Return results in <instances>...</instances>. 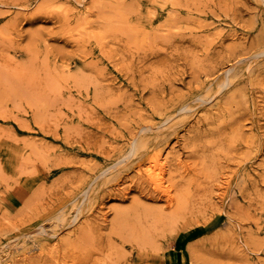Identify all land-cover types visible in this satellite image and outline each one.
<instances>
[{
    "label": "rangeland",
    "instance_id": "obj_1",
    "mask_svg": "<svg viewBox=\"0 0 264 264\" xmlns=\"http://www.w3.org/2000/svg\"><path fill=\"white\" fill-rule=\"evenodd\" d=\"M194 3L0 0V264H264V2Z\"/></svg>",
    "mask_w": 264,
    "mask_h": 264
},
{
    "label": "bare ground",
    "instance_id": "obj_2",
    "mask_svg": "<svg viewBox=\"0 0 264 264\" xmlns=\"http://www.w3.org/2000/svg\"><path fill=\"white\" fill-rule=\"evenodd\" d=\"M196 1H198V0H189V2L192 3L191 5H194V6H195V3H194V2H196ZM200 1H201V0H200ZM263 2H264V0H263ZM263 4H264V3H263ZM220 7H221V6H220ZM215 8H216V7H215ZM221 8H222V7H221ZM220 10H221V9H220ZM214 11H215V10H214ZM217 29H218V28H217ZM219 29H220V28H219ZM214 30H215V29H214ZM222 31H223V30H222ZM219 33H220V32H219ZM211 34H213V33H211ZM214 35H215V33H214ZM217 35H218V32H217ZM218 37H219V36H218ZM218 37H217V38H218ZM211 42H213V41H211ZM209 44H210V43H209ZM212 44H213V43H212ZM261 44H262V43H259L258 45L261 46ZM211 46H212V45H211ZM209 47H210V46H209ZM213 50H214V49H213ZM209 51H210V50L208 49L207 54L210 53ZM258 54H259V53H258ZM260 54H261V52H260ZM260 54H259V55H260ZM238 55H239V54H238ZM255 55H256V54H255ZM210 57H211V56H210ZM238 57H239V56L235 57V59H239V58H240V57H239V58H238ZM206 58H207V57H206ZM257 58H258V57H257ZM257 58H256V59H257ZM208 59H209V57H208ZM209 60H211V59H209ZM217 62H218V61H217ZM238 62H239V60H238ZM211 63H212V62H211ZM219 63H220V62H219ZM216 64H217V63H216ZM216 64H215V65H216ZM216 66H217V65H216ZM216 66H214V68H210V69H208V70H205V74H206L207 77H212V75H215L214 72L216 71V69H215ZM253 74H255V73H253ZM229 76H230V75H229ZM229 81H231V78H230V77H228L226 81L224 80V82L220 85V88H221V90H222V93H224L225 89H227L228 86L230 85V84H229ZM257 81H258V80H257ZM257 81H256V82H257ZM256 82H255V83H256ZM213 83H214V81H213ZM205 84H206V82H205ZM256 84H257V83H256ZM256 84H255V85H256ZM261 84H262V83H261ZM203 85H204V83H203ZM206 90H207V89H206ZM208 90H210V89H208ZM218 90H219V89H218ZM211 91H213V90H211ZM211 91H210V92H211ZM210 92H208V93H210ZM228 92H229V91H228ZM208 93H207V94H208ZM225 93H226V92H225ZM225 93H224V94H225ZM210 94H212V93H210ZM228 94H229V93H228ZM215 95H216V94H215ZM232 95H235V94H232ZM223 96H224V95H223ZM229 96H230V95H229ZM216 97H217V96H216ZM226 97H227V96H226ZM231 97H232V96H231ZM201 99H202V98H201ZM229 99H230V98H229ZM232 101H233V99H232ZM241 101H242V100H241ZM244 101H245V100H244ZM247 101H248V100H247ZM247 101H246V102H247ZM246 102H245V103H246ZM233 103H234V102H233ZM243 103H244V102H243ZM226 104H228V103H226ZM254 104H255V103H254ZM217 106H218V105H217ZM224 106H225V105H224ZM228 106H229V105H228ZM231 106H232V105H231ZM231 106H229L228 108H225V109L222 108V109H223V111H222V116L229 115V116L233 117L234 119H236V118H237V116H236L237 113H235V112L232 110V107H231ZM240 106H241V105H240ZM222 107H223V106H222ZM230 107H231V108H230ZM217 108H218V107H217ZM217 108H216V109H217ZM184 109H186V108H184ZM218 110H219V108H218ZM242 110H243V109H242ZM244 111H245V110H244ZM237 112H238V111H237ZM219 113H220V112H218V114H219ZM238 114H239V113H238ZM238 114H237V115H238ZM216 115H217V114H216ZM231 117H230V118H231ZM216 118H217V117H216ZM218 118H219V117H218ZM221 118H222V117H221ZM223 119H224V118H223ZM217 120H218V119H217ZM220 120H221V119L219 118V121H220ZM232 129H233V128H232ZM234 130H235L236 133H238L239 130H240V127H237V126H236V127L234 128ZM240 131H241V130H240ZM196 133H197V132H196ZM136 147H137V146H135V145L133 146L132 153H130V155L133 156V154L136 153ZM137 150H138V148H137ZM167 151H168V150H167ZM167 151H166V152H167ZM172 153H173V152H172ZM169 154H171V151L168 153V155H169ZM165 155H166V154H165ZM172 155H173V154H172ZM159 156H160V154H159ZM170 156H171V155H169V157H170ZM155 157H156V156H154V157L152 156V160H151V158H150L151 161L148 160V161L154 163L153 166H155V165L157 164V163H156L157 160H160V159H157V157H156V158H155ZM166 159H167L166 161H168V158H166ZM169 160H170V159H169ZM164 161H165V160H164ZM161 162H163V161H161ZM169 162H170V161H169ZM159 163H160V162H159ZM163 163H164V162H163ZM150 164H151V163H150ZM165 164H167V163H165ZM160 165H161V164H160ZM151 166H152V164H151ZM153 168H154V167L149 168V170H148V174L151 175V173H152L151 171H153V170H152ZM162 168H163V167H162ZM164 168H165V167H164ZM164 168H163V169H164ZM158 169H159V168H158ZM154 170H155V169H154ZM149 171H150V173H149ZM159 171H160V170H159ZM161 173H162V170H161ZM158 174H160V173L158 172ZM162 174H163V173H162ZM162 174H161V175H162ZM150 175H149V176H150ZM161 175H159V176H161ZM163 175H164V174H163ZM151 176H152V175H151ZM148 178H149V177H148ZM150 178H151V177H150ZM150 178H149V179H150ZM158 179H159V178H158ZM158 179H157V180H158ZM161 179H162V178H161ZM152 180H153V179H152ZM162 180H163V179H162ZM147 181H148V180H147ZM153 184L155 185V189H156V190H159V189L162 190V189H163L162 183H160V181H159V182L154 181ZM163 184H164V183H163ZM165 185H166V184H165ZM167 186H168V185H167ZM169 186H170V185H169ZM164 187H166V186H164ZM170 187H171V186H170ZM170 187H167V188H170ZM167 188H166L165 192L169 193V190H170V189H167ZM181 188H182V187H181ZM121 212H122V211H121ZM119 215H120V214H119ZM124 215H125V214H124ZM121 219L123 220V219H124V216H119V218H118V220L115 222V224H116V225H120V223H122ZM122 225H123V224H122ZM128 233H129V232H128ZM129 234L131 235V233H129ZM134 234H135V232H134ZM148 239H149L148 236H147L146 238H144L142 241H141V239H140L141 243H139V241H138V243H137V241L134 240V239H133V240H130V241H132V242H133L134 244H136V245L139 244L140 246H144V245L146 244V242H148ZM138 240H139V238H138ZM192 246H193V245H190V246H189V250H190L191 255H192V258H193V263H192V264H199L198 261H197V258H196V254H195V252H194L195 250H193ZM193 247H194V246H193ZM41 252H42V251H41ZM43 252H44V251H43ZM191 262H192V260H191Z\"/></svg>",
    "mask_w": 264,
    "mask_h": 264
}]
</instances>
